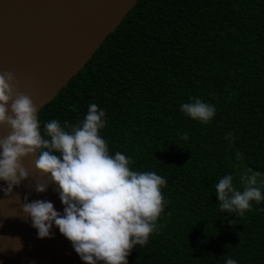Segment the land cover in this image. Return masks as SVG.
I'll return each mask as SVG.
<instances>
[{
    "label": "trees",
    "instance_id": "1",
    "mask_svg": "<svg viewBox=\"0 0 264 264\" xmlns=\"http://www.w3.org/2000/svg\"><path fill=\"white\" fill-rule=\"evenodd\" d=\"M190 98L215 106L207 124L181 112ZM92 103L106 113L109 154L167 181L159 227L128 264H264V201L229 214L215 189L231 174L242 190L247 168L264 178V0H137L40 107L42 134Z\"/></svg>",
    "mask_w": 264,
    "mask_h": 264
},
{
    "label": "clouds",
    "instance_id": "2",
    "mask_svg": "<svg viewBox=\"0 0 264 264\" xmlns=\"http://www.w3.org/2000/svg\"><path fill=\"white\" fill-rule=\"evenodd\" d=\"M180 110L204 124L216 114L214 105L198 98H190ZM37 113L32 98L18 91L15 74L0 72V126L10 128L0 138V180L7 182L2 190L10 195L14 186L29 178L23 158L36 155L33 164L48 179H37L35 190L46 191L49 181L57 184L65 206L61 215L50 201L22 204L38 237H51L54 223L85 264H128L133 247L146 245L159 227L157 220L167 204L161 189L167 181L155 172L132 170V160L125 154H109L108 143L100 135L107 124L106 113L97 104H90L76 124L47 122L43 134ZM232 135L229 132L226 138ZM182 139L187 140L188 133ZM235 156L242 159L239 151ZM260 176L259 171L245 169L240 175L242 190L234 186L233 175L221 178L215 185L220 211L243 216L252 209V201H264ZM226 264L237 261L229 257Z\"/></svg>",
    "mask_w": 264,
    "mask_h": 264
},
{
    "label": "water",
    "instance_id": "3",
    "mask_svg": "<svg viewBox=\"0 0 264 264\" xmlns=\"http://www.w3.org/2000/svg\"><path fill=\"white\" fill-rule=\"evenodd\" d=\"M136 1L0 0V72H13L18 91L29 95L39 110ZM9 132V127L0 126V138ZM35 158H23L29 178L14 186L10 195L2 190L7 182L0 180V264H85L54 223L51 237L39 238L23 213L22 204L34 200L50 201L64 213L57 184L49 181L46 191L35 190L37 179H48L35 168Z\"/></svg>",
    "mask_w": 264,
    "mask_h": 264
},
{
    "label": "rangeland",
    "instance_id": "4",
    "mask_svg": "<svg viewBox=\"0 0 264 264\" xmlns=\"http://www.w3.org/2000/svg\"><path fill=\"white\" fill-rule=\"evenodd\" d=\"M263 177L262 176H260L259 178H258V181H263Z\"/></svg>",
    "mask_w": 264,
    "mask_h": 264
}]
</instances>
